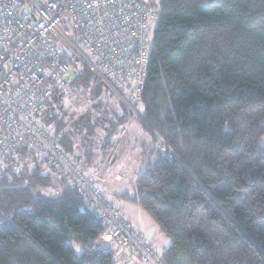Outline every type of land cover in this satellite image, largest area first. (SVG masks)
<instances>
[{
	"label": "trees",
	"instance_id": "1",
	"mask_svg": "<svg viewBox=\"0 0 264 264\" xmlns=\"http://www.w3.org/2000/svg\"><path fill=\"white\" fill-rule=\"evenodd\" d=\"M103 85L82 63L78 92L91 101ZM121 95L154 150L134 192L117 198L143 208L170 238L158 264H264V0H162L143 91ZM61 108L48 113L49 135L62 136L82 173L96 168L129 116L115 114L101 146L85 144L82 154L75 132L60 127ZM83 122L93 136L97 117ZM54 176L46 165L0 171V264H116L99 239L103 212ZM56 183L58 194L44 193Z\"/></svg>",
	"mask_w": 264,
	"mask_h": 264
},
{
	"label": "built area",
	"instance_id": "2",
	"mask_svg": "<svg viewBox=\"0 0 264 264\" xmlns=\"http://www.w3.org/2000/svg\"><path fill=\"white\" fill-rule=\"evenodd\" d=\"M155 7L152 0L4 1L0 171L21 173L33 164L46 165L58 179H70L71 173L81 181L58 144L62 136L49 135L45 129L48 113L79 93L74 81L82 63L117 93L131 100L141 95L153 49L151 32L159 21ZM106 211L111 219L103 214L107 228L99 239L130 244L143 262L158 264V255L143 237L127 231Z\"/></svg>",
	"mask_w": 264,
	"mask_h": 264
},
{
	"label": "rangeland",
	"instance_id": "3",
	"mask_svg": "<svg viewBox=\"0 0 264 264\" xmlns=\"http://www.w3.org/2000/svg\"><path fill=\"white\" fill-rule=\"evenodd\" d=\"M155 3V8L157 12H160V9L162 7V0H152ZM4 5V1L0 0V12L2 10V7ZM154 28L152 29L151 35H154ZM99 85V84H98ZM108 87V88H107ZM102 94L98 97H95L94 100L89 101V95L83 94V91L78 93L77 95L73 96L71 99L65 98L60 106L62 107L59 110V120H61L60 127H63L65 125L66 127H69L72 131L75 132L76 135V142L78 143L79 147H77V150L83 154L85 150V144H88L87 146H90V148H93L95 150L97 147L101 146L103 143L107 131L106 128H112L115 114L118 115H124L127 114L129 118L127 119L126 124L118 125L115 131V135L112 140V146L110 148V151L108 153L107 159L110 157V159L107 161L106 166H108L113 153L116 152L120 153V161L118 167L115 169L110 170L108 173V177L106 178H100L98 175V172H93L90 176L87 174L85 175L80 170L79 165L75 166L69 159V168L72 173H74L76 176L79 177L81 181H78L76 177H74L71 173L68 175L70 179H66V181L72 183L75 187H77V190L84 195L87 199L92 201L97 210H101L106 215V220L109 219L108 217V210L118 221L123 225V227L133 233L136 234L140 233L138 231H135L132 227H130L120 216L119 212L115 208V203H109L105 200L104 194L108 193V190L111 191L113 189L114 191H118L119 193L122 192H128L132 193L135 190L136 186V179L139 175L143 173V171L148 166V161L150 158V153L154 150V142H153V136L152 134L143 126V124L138 119V114L134 107L131 105L133 104L130 101H127L125 99V96L117 93L116 90H114L109 85H103L102 86ZM94 105L101 106L99 109L98 116L92 115V118L95 119L97 117L98 123L96 129L94 130V135L89 136L86 132L83 130V125H85L86 122H83L84 119L88 117V115L91 113L92 106ZM97 110V109H96ZM141 110V108H140ZM104 122V123H103ZM110 122V123H109ZM44 124V121H43ZM55 128L54 124H49L48 126H45L46 131L53 132ZM52 130V131H51ZM123 131L119 137L117 135L120 131ZM91 139V140H89ZM264 144V139H263ZM119 145V146H118ZM77 146V145H76ZM161 146V145H160ZM110 147V146H109ZM88 151V150H87ZM88 157H91L88 156ZM90 159V158H89ZM87 159V160H89ZM85 162V160H84ZM55 179L53 181H58V178L54 176ZM120 178H122L123 183L120 185H115L109 188L110 183H115V181L120 182ZM88 179V180H87ZM64 180V179H62ZM70 180V181H69ZM101 182L102 186H95L93 185L94 181ZM56 183L54 185V189L46 188L44 189V193L50 194V195H56L58 194L59 190L56 191L58 188V184ZM127 205V209H124L123 206H120V210L123 209L122 214L124 216V213L127 212V214H130L132 219L136 222V224H139L143 227L142 232L146 234L148 232L149 236H153L158 244L164 243V240L166 239L169 241V244L171 242L170 238L161 230V228L157 225V223L154 221V219L140 206L128 203L126 201H122L121 205ZM125 205V206H126ZM124 212V213H123ZM104 218V219H105ZM111 219V218H110ZM111 221V220H110ZM109 224V223H108ZM146 232V233H145ZM145 242V239L142 238ZM102 240L101 242L105 244L106 246L112 247L113 249L116 248L119 251L125 250L129 251V254L134 255L135 257H138L139 264H152L150 262H143L140 258V255L137 254V252L134 250L133 246L128 245H119L116 243V241L112 240L108 244ZM146 244V243H145ZM150 247V246H149ZM157 250L161 253V247H156ZM76 252H80L82 249L79 246H76ZM154 251V250H153ZM154 253H156L154 251ZM157 256V254H156ZM116 257V255H115ZM117 259V258H116ZM119 259H117L118 261ZM155 260L158 258L155 257ZM119 264H125L124 261H121Z\"/></svg>",
	"mask_w": 264,
	"mask_h": 264
},
{
	"label": "crops",
	"instance_id": "4",
	"mask_svg": "<svg viewBox=\"0 0 264 264\" xmlns=\"http://www.w3.org/2000/svg\"><path fill=\"white\" fill-rule=\"evenodd\" d=\"M119 146V145H118ZM108 157V156H107ZM120 153L118 151V153L114 152L113 156L108 164V166H106L107 161L110 159V157L107 159H105L104 161H100V164H98V166L96 168H89L86 170V172H84V174L90 176L93 172H98V175L100 176V178H106L108 177V173L110 172V170L115 169L116 167H118V163L120 161ZM124 180H122V178H120V182L119 181H115V183H110L109 184V188H111L112 186L115 185H120L123 183ZM95 186H102L101 182L98 181H94L93 182ZM115 184V185H114ZM113 188V187H112ZM123 193V192H122ZM121 193H119L118 191H114L113 189H111V191L108 190V193L104 194V198L106 201H108L109 203H115V208L117 209V211L119 212L120 216L123 218V220L130 226L132 227L135 231H138L140 233V235L145 239V243L150 246L152 248V250H154L156 253H158L159 255L164 252L171 244H169V241L166 239V241L164 240V243H162L161 245L158 244V242L156 241V239L153 236H149L148 232L146 234H144L142 232L143 227L140 226L139 224H136V222L132 219L133 217L130 216V214H127V212H123L124 216L122 214V211H124L123 209L120 210V206H123L124 209H127V205H121V202L124 200H120L117 198V195H119ZM161 247V253L159 252V250H157L156 247ZM113 249V248H112ZM116 258L119 259L116 264H119L121 261H124L125 264H139V259L138 257H135L134 255L129 254V251H125V250H118L116 248L113 249Z\"/></svg>",
	"mask_w": 264,
	"mask_h": 264
},
{
	"label": "flooded vegetation",
	"instance_id": "5",
	"mask_svg": "<svg viewBox=\"0 0 264 264\" xmlns=\"http://www.w3.org/2000/svg\"><path fill=\"white\" fill-rule=\"evenodd\" d=\"M90 114H91V116L93 115L92 113H90ZM90 114H89V115H90ZM89 115H88V116H89ZM87 118H88V117H87Z\"/></svg>",
	"mask_w": 264,
	"mask_h": 264
}]
</instances>
